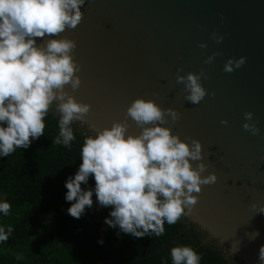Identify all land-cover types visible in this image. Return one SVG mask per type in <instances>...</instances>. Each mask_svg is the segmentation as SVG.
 <instances>
[{"label":"water","instance_id":"obj_1","mask_svg":"<svg viewBox=\"0 0 264 264\" xmlns=\"http://www.w3.org/2000/svg\"><path fill=\"white\" fill-rule=\"evenodd\" d=\"M82 22L59 37L77 42L74 59L82 66L78 90H66L92 106L87 121H75L92 136L124 121L137 98L155 100L181 114L173 134L203 144L215 184L202 186L187 219L208 241L243 264H259L264 245V0H86ZM224 36L222 43L212 33ZM201 43L207 44L200 48ZM220 52L212 64L208 56ZM246 57L232 73L229 58ZM205 69L208 95L199 104L185 100L181 75ZM153 93H159L158 96ZM215 93V95H212ZM56 103L53 106L56 107ZM245 112H253L259 135L244 130ZM221 120L228 124L222 125ZM129 134L141 131L129 119ZM209 152L211 155H209ZM199 162L193 161L195 166ZM257 207L253 208L251 205ZM187 211V209H186ZM259 233L255 239L248 234Z\"/></svg>","mask_w":264,"mask_h":264},{"label":"clouds","instance_id":"obj_2","mask_svg":"<svg viewBox=\"0 0 264 264\" xmlns=\"http://www.w3.org/2000/svg\"><path fill=\"white\" fill-rule=\"evenodd\" d=\"M86 0H0V156L7 157L17 148H28L33 139L44 135V118L56 103L60 113L59 136L54 144L70 146L75 139L70 125L74 121H87L92 106L77 101L72 92L78 90L82 79L77 73L82 66L74 59L77 42L59 37L68 29H75L83 20L81 10ZM216 43L224 36L212 33ZM200 48L207 44L201 43ZM220 52L208 56L205 64H212ZM246 57L229 58L223 71L232 73L246 63ZM176 83L183 84L185 100L199 104L208 95L202 79H208L205 69L181 75ZM158 96L159 93H153ZM215 95V93H212ZM182 114L174 108H162L155 100L143 97L127 108L124 121H114L103 130L94 126L95 136L85 138L82 164L65 187L66 200L72 203L69 215L79 219L86 207L93 205V190L82 189L90 176L95 179V195L101 207L112 206L111 218L105 223L119 226L124 233L140 238L150 233L160 236L164 223L175 224L182 216L190 215L198 203L202 186L215 184L216 172L203 175L212 166L205 162L203 144L189 137V143L166 127ZM244 130L259 135L258 121L253 112H245ZM129 119L141 131L129 134ZM227 125V120H221ZM6 125V126H5ZM209 155L211 153L209 152ZM193 161L199 162L195 166ZM253 208L257 205L252 204ZM11 205L0 203V212L9 213ZM187 209V211H186ZM259 212H264V206ZM12 232L0 228V242ZM259 233L248 234L255 239ZM101 243L103 241H100ZM259 264H264V245L259 249ZM173 264H200V255L190 246L171 249Z\"/></svg>","mask_w":264,"mask_h":264},{"label":"trees","instance_id":"obj_3","mask_svg":"<svg viewBox=\"0 0 264 264\" xmlns=\"http://www.w3.org/2000/svg\"><path fill=\"white\" fill-rule=\"evenodd\" d=\"M60 118L52 105L44 118V135L28 148L0 156V203L11 205L7 215L0 212V228L5 233L12 228L0 242V264H173L171 249L177 246L192 247L200 264H243L182 218L175 224L165 221L160 236L137 238L108 226L112 206L104 207L101 217L94 216L100 205L94 176L81 185L93 190L92 207L79 219L69 215L74 202L66 200L65 184L78 172L85 138L92 135L74 121L70 146L54 144Z\"/></svg>","mask_w":264,"mask_h":264},{"label":"rangeland","instance_id":"obj_4","mask_svg":"<svg viewBox=\"0 0 264 264\" xmlns=\"http://www.w3.org/2000/svg\"><path fill=\"white\" fill-rule=\"evenodd\" d=\"M103 213H104V207H101L100 205L96 204V210H95L94 216L96 218H99L103 215Z\"/></svg>","mask_w":264,"mask_h":264},{"label":"flooded vegetation","instance_id":"obj_5","mask_svg":"<svg viewBox=\"0 0 264 264\" xmlns=\"http://www.w3.org/2000/svg\"><path fill=\"white\" fill-rule=\"evenodd\" d=\"M184 221H186L187 222V224H190V225H192V223L191 222H189V220L187 219V217H185V216H182L181 217ZM192 226H194V225H192ZM195 227V226H194ZM196 228V227H195Z\"/></svg>","mask_w":264,"mask_h":264}]
</instances>
